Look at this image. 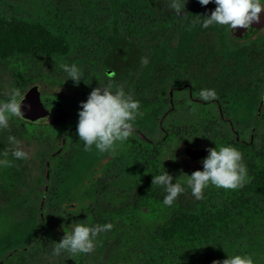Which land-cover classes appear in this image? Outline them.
Wrapping results in <instances>:
<instances>
[{
    "label": "rangeland",
    "instance_id": "rangeland-1",
    "mask_svg": "<svg viewBox=\"0 0 264 264\" xmlns=\"http://www.w3.org/2000/svg\"><path fill=\"white\" fill-rule=\"evenodd\" d=\"M4 1L10 8L0 5V27L35 35L28 53L0 59V86L6 95L11 91L16 63L32 78L42 75L71 85L62 92L55 88L54 93L62 94L60 98L51 93L44 96L49 109H65L71 115L78 116L79 105L86 102L93 89H123L140 102L142 114L133 128L150 137L170 109L173 114L168 117L167 129L173 139L185 131L193 135L206 129L228 134L217 114L191 101L185 90H179L174 104L168 106L170 90L184 86L191 87L197 97L201 89H214L215 100L235 127H251L264 95V41L257 42V36H253L251 41L233 44L235 32L226 26L202 28L203 19L210 16L215 4L201 6L198 0H187L178 16L170 7L172 0ZM124 13L137 16L139 27L144 30L149 26L152 31L136 40L122 36L118 28ZM263 34L264 30L259 33ZM72 64L82 72L78 83L69 80L62 67ZM56 121L50 128H37L9 120L8 128L0 129V151L3 155L7 152L4 156L11 162L9 167L0 168V256L30 241L34 225L31 200L45 184L46 159L56 151L74 118L57 117ZM262 126L259 149L264 148V121ZM9 136L20 141V147L28 153L27 160L11 157L14 146ZM151 148L130 150L118 144L113 152L100 153L94 146L85 151L77 132L71 135L50 167L49 211L53 213L67 202L75 187L91 176L82 197L91 202L97 221H102L101 225L111 223L113 228L97 237L91 253L62 252L56 256L54 243L49 244L47 252L33 254L28 264H222L230 255H248L254 264H264V224L243 234L228 229L208 246L196 245L192 258L163 252L155 236L160 225L140 217L129 221L132 214L124 212V206L134 195L130 180L149 169L146 156ZM178 160L185 162L183 158ZM198 170V165L186 163V168L177 173L185 178ZM215 189H204L201 200L191 194L189 201L210 207V201H219ZM186 192L191 193L187 186ZM102 205L104 211L100 213Z\"/></svg>",
    "mask_w": 264,
    "mask_h": 264
},
{
    "label": "trees",
    "instance_id": "trees-1",
    "mask_svg": "<svg viewBox=\"0 0 264 264\" xmlns=\"http://www.w3.org/2000/svg\"><path fill=\"white\" fill-rule=\"evenodd\" d=\"M0 5L10 8L4 0H0ZM124 17L119 20V33L127 38L136 40L145 32H151L148 26L144 30L139 27V18L134 15L124 13ZM254 36L257 42L264 41V34L259 33ZM235 32V30H233ZM35 35L22 29L9 30L0 27V59L14 56L17 58L23 53H28L35 40ZM247 39L242 42H248ZM241 43L235 39L233 44ZM17 62V61H15ZM18 63V62H17ZM264 75V71H263ZM12 86L10 94L6 95L0 86V105L5 103L13 90H18L24 98L29 92L36 89L39 92L40 100L43 105L55 115L47 124H30L19 118L12 117L10 121L22 126L37 128H50L56 124V118L65 119L73 117L74 122L71 127L62 135L56 151L50 155L44 164L45 184L40 191L32 198L34 225L30 241L25 245L7 251L0 256V264H28L29 258L34 254L47 252L49 244L58 243L65 235V230H70L74 223H85L91 227L98 222L95 217V210L88 199L82 197L87 184L93 179L87 176L78 184L72 196L63 203L56 211L51 213L48 208L47 194L49 186V174L51 166L57 160L66 145L67 139L76 133L78 116L71 115L65 109L51 110L46 105L45 93L56 94L59 98L62 89L72 88L71 85H64L56 79H46L42 75L32 78L24 70V67L15 63L12 68ZM179 90H185L189 99L199 106L212 109L227 127L228 134H219L206 129L205 131L194 132L185 131L181 137L173 139L167 129L168 117L172 116L173 110H168L166 116L159 122V128L153 136H147L143 131L132 128L130 137L121 144L126 149H133L138 146H150L152 152L147 155L149 169L142 172L136 179H131V186L134 189L132 201L124 206V212L132 214L129 221L136 217L144 218L152 224L160 225L156 232V240L161 244L163 252L167 250L175 252L179 257L191 256L195 258V246L201 247L211 244L216 237L227 231L235 230L234 233L243 234L256 230L264 224V148L257 147L258 139L262 132V122L264 121V95L255 111L252 125L247 130H240L235 127L233 122L224 113L219 101H201L195 96L189 86L179 89H171L169 94L168 106L174 104ZM264 92V85H263ZM215 146H232L239 150L243 156V162L248 170V179L240 188L236 190L215 189L217 202L210 201V207L203 204L189 201L191 193L186 192V180L180 178L177 172L181 173L186 168V163L196 164L202 169V160L190 161L186 159V154L192 151H204L207 156V149ZM143 148V147H142ZM184 159L181 163L178 159ZM0 159H6L0 151ZM173 177L172 183L178 182L185 187V192L178 196L170 207L162 204L164 191L152 185V175L159 174L163 169ZM1 170V169H0ZM193 173V172H192ZM192 173H189L190 176ZM104 211V206L100 208V213ZM101 216V215H99ZM104 222V221H103ZM163 236V238H160Z\"/></svg>",
    "mask_w": 264,
    "mask_h": 264
},
{
    "label": "clouds",
    "instance_id": "clouds-1",
    "mask_svg": "<svg viewBox=\"0 0 264 264\" xmlns=\"http://www.w3.org/2000/svg\"><path fill=\"white\" fill-rule=\"evenodd\" d=\"M187 0H172L170 7L180 16ZM201 6L215 4L210 16L203 19L202 28L212 25L226 26L232 31L236 28L248 29L253 23H259V14L264 12V0H198ZM147 64L148 61L144 60ZM69 80L79 82L82 72L77 65H63ZM201 101L215 100L214 89H201L198 93ZM24 96L18 90H13L9 99L0 105V129H7L12 117L23 119L21 102ZM76 132L83 142L84 150L90 151L94 146L100 153L113 152L118 144L124 143L132 134L133 122L140 116V102L121 88L112 90L111 86L91 91L86 102L79 105ZM8 140L14 147L11 157L14 160H27L28 153L20 147V141L9 136ZM207 156L202 160V171L193 172L187 177L186 186L196 200L203 199V191L209 186L224 190H236L248 179V170L239 150L232 146H215L206 150ZM5 156L8 155L6 152ZM8 159H0V168L10 166ZM163 169V167H162ZM164 169L157 175H152V185L162 188L165 195L162 204L165 207L173 205L178 196L185 192V187L175 181ZM113 225L87 226L85 223H74L70 231L65 232L59 243H55L53 255L62 252L70 254H88L94 250L97 237L101 233L111 231ZM222 264H254L251 256L230 255Z\"/></svg>",
    "mask_w": 264,
    "mask_h": 264
},
{
    "label": "water",
    "instance_id": "water-1",
    "mask_svg": "<svg viewBox=\"0 0 264 264\" xmlns=\"http://www.w3.org/2000/svg\"><path fill=\"white\" fill-rule=\"evenodd\" d=\"M259 23H253L248 29L236 28L235 38L243 41L252 38L258 31L264 27V12L259 14ZM21 119L24 122L30 124H47L53 117L51 112L43 105L40 100L39 92L33 89L29 92L26 98L21 102ZM187 158L190 161L203 160L205 158L204 151H192L187 154Z\"/></svg>",
    "mask_w": 264,
    "mask_h": 264
}]
</instances>
